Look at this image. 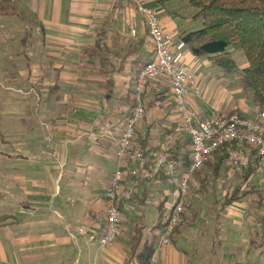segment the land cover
I'll return each instance as SVG.
<instances>
[{
	"label": "crops",
	"instance_id": "crops-1",
	"mask_svg": "<svg viewBox=\"0 0 264 264\" xmlns=\"http://www.w3.org/2000/svg\"><path fill=\"white\" fill-rule=\"evenodd\" d=\"M13 1L28 8L43 35L36 52L37 63L27 75L36 72L45 87L51 88L45 99H12L0 105L9 119L6 149L0 153L5 159L6 194L5 212L0 217L9 218L0 227V235L4 234L0 239V264H187L184 251L176 248L178 239L180 247H211L212 256L218 248L225 252L246 247V258L251 247H259L254 257L257 260L262 255L264 235H241L238 222L228 218H239L230 210L244 199L226 208L222 207L223 199L215 211L218 218L228 212L225 220L233 231H225L219 224L207 239L205 232L194 233L203 215L191 209V220L185 213L173 243L156 244L155 237L161 235L157 228L162 232L164 229L159 227V221L164 217L166 222L175 199L174 188L167 187L163 177L141 184L134 197L123 203L122 233L113 246L103 248L90 238L100 236L104 229L105 195L118 168L116 147L133 112L137 74L152 60L154 44L144 19L128 0ZM156 3L147 0L151 8L155 9ZM160 17L163 30L173 38L171 51L181 66L194 73L202 89V94L188 98L199 118L228 114L233 109L244 117L255 118L256 108L246 103L249 97L240 77L239 81L230 80L208 57L195 56L183 45L180 34L191 30L186 31L189 27L180 24L185 22L182 17ZM200 64L205 70L201 71ZM246 66L247 61L243 67ZM199 68L200 72H195ZM144 105L135 144L144 147L167 142L171 154L184 163L190 155V141L179 124L166 79L148 84ZM225 170L227 163L213 179L219 180ZM214 196V204H218L216 193ZM151 200L156 202L159 221L146 235L141 225L154 210ZM194 211L198 212L195 222ZM81 228L86 235L79 232ZM138 228L142 240L135 249L133 238ZM222 257L224 260L226 255Z\"/></svg>",
	"mask_w": 264,
	"mask_h": 264
},
{
	"label": "built area",
	"instance_id": "built-area-1",
	"mask_svg": "<svg viewBox=\"0 0 264 264\" xmlns=\"http://www.w3.org/2000/svg\"><path fill=\"white\" fill-rule=\"evenodd\" d=\"M128 1L144 19L148 36L154 44V55L136 77L135 105L119 138L115 151L118 168L110 178L105 195L104 229L100 236H90L103 248L113 246L121 236L123 203L130 201L138 187L145 182L163 177L175 191V199L169 208L160 239V244L165 246L170 244V239L183 221L193 178L208 163L221 156L226 159L228 167L235 171L248 168L252 159H258L264 168V110H259L255 118L244 117L233 109L228 114L200 119L190 108L188 98L191 94L200 95L201 87L194 73L181 66L171 51L173 38L163 30L159 11L149 7L147 0ZM156 79L169 82L179 124L190 141L188 165L172 159L167 142L144 147L135 144L136 126L145 114L144 95L148 84ZM79 232L87 234L84 228Z\"/></svg>",
	"mask_w": 264,
	"mask_h": 264
},
{
	"label": "rangeland",
	"instance_id": "rangeland-1",
	"mask_svg": "<svg viewBox=\"0 0 264 264\" xmlns=\"http://www.w3.org/2000/svg\"><path fill=\"white\" fill-rule=\"evenodd\" d=\"M153 5L159 15H167L174 20L173 17L178 15L182 21L181 25L188 26L186 31H195L202 27L200 21H196L193 16L197 13L195 8H192L188 4V0H171L164 5L158 3ZM17 15L0 17V105H5L8 100L19 99V100H42L46 98L47 89L51 88L44 84V80L40 81V76L34 72V75L28 71H32L34 65L37 63L36 52L39 47V42L42 38V33L39 30V25L36 23L35 16L26 8L16 3ZM158 6L159 9H158ZM232 53V57L237 63V69L234 73L227 74L230 80L239 81V77L243 66L246 65L245 56L242 51L229 49ZM244 62L245 65L242 63ZM201 71L205 70L203 64H200ZM195 72H200V68ZM200 74V73H198ZM197 74V75H198ZM50 78V77H48ZM47 78V79H48ZM54 78V76H51ZM136 82V81H135ZM241 83V82H240ZM248 99L246 103L249 106L255 107L252 103V92L247 91ZM202 94V89H201ZM215 97V94H213ZM243 98L245 96L243 95ZM134 101V94L133 100ZM256 108V107H255ZM5 108L0 107V153L1 150L6 149L5 130L8 124V118L6 117ZM256 112L259 109L256 108ZM5 159L0 157V214L5 212V174L3 167H5ZM245 170L233 171L227 165V170L222 172L220 179L215 181L211 170L206 167L200 173L195 175L194 182L191 183L190 198L188 206L186 207V219L191 220V209L199 211L202 214V221L199 222L200 228L192 230L194 233H206V239L214 232L216 225L222 226L225 231H233L230 228V224L226 222L228 212L224 211L218 218L215 211L219 210L221 202L224 199V195L235 189L244 175ZM206 179V183L203 180ZM167 183V182H166ZM167 187L170 185L167 183ZM172 187V186H170ZM173 188V187H172ZM246 190L249 195L242 200V204L231 208V212L239 215V218H234L230 215L228 218L231 221L238 222L237 230L238 233L246 234L254 232L260 236L264 235V168L261 167L256 175L250 180L246 186ZM214 193H216L219 203L214 204ZM152 205L151 217L143 221L141 226H145L146 235L150 227L153 226L154 222L159 221L158 211L155 212V200L150 201ZM17 215H20L16 213ZM199 215V216H200ZM243 215V216H242ZM242 216V217H241ZM241 224V225H239ZM197 226V225H195ZM160 237L156 238V244L159 243L163 232L162 229H158ZM164 231V229H163ZM186 231V230H185ZM199 238L198 235L194 236ZM0 239H4V234L0 235ZM174 236L170 239V243H173ZM260 237L258 238V240ZM187 240V238L185 239ZM187 241L193 243L192 239L189 238ZM206 243V242H205ZM199 243L197 242L196 245ZM179 239L177 240L176 248L182 249L187 258V264H264V245L260 247L262 255L256 260L254 259L255 254L259 247H251L252 252L249 257L246 256V247H233L232 249L224 250L222 252L220 248L216 249L215 256H212L210 250L211 247H180ZM179 246V247H177ZM222 255H226L224 260ZM228 255H232L231 258ZM4 256V253H3ZM4 260V258H3Z\"/></svg>",
	"mask_w": 264,
	"mask_h": 264
},
{
	"label": "trees",
	"instance_id": "trees-1",
	"mask_svg": "<svg viewBox=\"0 0 264 264\" xmlns=\"http://www.w3.org/2000/svg\"><path fill=\"white\" fill-rule=\"evenodd\" d=\"M169 1L171 0H158V3L164 5ZM188 4L197 10L193 18L200 21L202 27L195 31L182 32L180 39L183 45L188 47L195 56L208 57L215 67L226 74L234 73L237 69V63L229 49L242 51L247 66L240 74L241 85L245 92H252L254 106L264 110V0H188ZM17 14L13 0H0V17ZM235 148L238 146L235 145ZM172 159L177 160L173 155ZM183 161L185 165H188L189 157L186 156ZM224 163L226 159L217 156L206 166L211 168L214 177L218 178ZM260 168L258 159L250 161L240 184L225 195L223 208L240 202L248 196L246 185ZM193 214V222H195L198 212L194 211ZM163 219L164 217L159 221V227L162 228L166 224ZM7 220H9L7 216H1L0 227L5 226ZM181 227L182 223L175 234ZM133 240L136 249L142 240L140 228L136 230Z\"/></svg>",
	"mask_w": 264,
	"mask_h": 264
}]
</instances>
